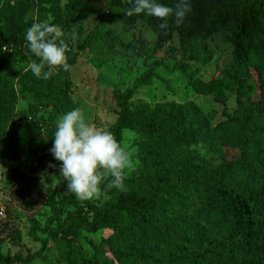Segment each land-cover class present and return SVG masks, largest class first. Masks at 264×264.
Instances as JSON below:
<instances>
[{"label":"trees","instance_id":"16d2710c","mask_svg":"<svg viewBox=\"0 0 264 264\" xmlns=\"http://www.w3.org/2000/svg\"><path fill=\"white\" fill-rule=\"evenodd\" d=\"M32 1L0 3V157L7 159L30 150L42 133L52 147L58 117L76 108L69 97L68 71L62 68V79L53 89L47 82L45 90L19 89L17 93L14 88L17 35L25 26L22 15ZM36 1L49 6L55 24L62 25L66 35L76 32V50L67 53L70 68L93 44L101 41L105 46L112 39L106 33L81 37L80 21L92 0H66L70 8L64 11V20L57 7L59 0ZM158 2L175 8L177 0ZM105 6L124 29L137 19L149 25L158 34L154 48L176 29L179 44L170 52L179 55L173 66L184 73L186 62L209 61L206 39L219 33L232 47L221 80L234 95V107L214 126L210 125L211 116L202 114L190 101L131 109L133 89L148 82L156 63L132 88L120 92L113 87L116 118L107 131L118 142L124 130L138 138L137 162L126 173V190L108 188L111 177H107L101 184L106 197L96 205L68 192L64 180L56 187L50 173L44 172L43 197L49 215L42 227L31 220L28 234L40 246L22 259V264L40 257L48 240L56 244L61 264H264V97L248 96L252 35L264 22V0H192V11L180 27L169 18L167 35L158 28L163 21L143 14L126 16L132 5L125 0H108ZM36 12V21H44L43 9ZM67 42L71 47V40ZM25 93L35 101L18 111L19 95ZM48 107L45 121L36 116ZM198 143L220 161L212 165L188 149ZM225 149L235 150L236 157L225 159ZM18 176L21 181L8 195L27 210L35 202L26 188V177ZM98 229L110 230L104 243L111 258L105 262L97 253L86 255L76 243L81 231ZM37 232L45 237L38 238ZM0 264H10V259L0 255Z\"/></svg>","mask_w":264,"mask_h":264},{"label":"rangeland","instance_id":"374dc122","mask_svg":"<svg viewBox=\"0 0 264 264\" xmlns=\"http://www.w3.org/2000/svg\"><path fill=\"white\" fill-rule=\"evenodd\" d=\"M4 1L10 5L14 3V0H0V3ZM107 3L108 0H92L88 3V13L80 21L81 37L89 33L100 35L106 33L112 39H109L105 46L98 41L89 50L80 53L76 63L68 71L69 97L76 108L84 110L86 117L97 129L107 130L116 118L115 103L111 97L113 87H117L120 92L132 88L134 81L146 74L153 63L156 65L148 76V82L139 84L133 89L130 99L131 109L150 108L155 104L166 102L190 101L202 114L211 116V126L222 121L224 114L231 112L234 107V95L224 86L221 71L230 63L232 47L221 38L219 33H213L206 39V46L211 55L209 61L205 64L186 62L187 73H184L173 66L179 60V55L170 52L179 44L176 29L171 30L170 37L160 47L154 48L156 39L153 40L148 35L149 31L153 32L149 25L137 19L124 29L116 17L107 13L105 6ZM39 7L43 9L44 21H48V17L51 16L52 20L49 22L55 24L49 6L40 4L36 0H33L31 7L28 6L23 13L22 24L25 26L17 35L14 58V65L18 71L13 85L17 93L19 89L45 90L46 82L49 83V89H53L62 79L60 69L48 80L36 78L31 71L25 70L30 59L39 62L26 46L24 39L26 30L36 22V11ZM57 7L63 19L64 11L70 6L66 0H59ZM59 26L64 31V27ZM109 44L111 47H108ZM250 61L251 92L248 96L254 99L263 98L264 22L253 32ZM31 101L35 100L28 93L24 96L19 95L16 109L18 111L25 109ZM49 110L50 107L36 116L45 121ZM137 141V135L133 132L128 130L122 132L120 142L127 143L134 149L132 156L134 164L138 156ZM50 148L42 133L37 136L30 150L20 151L14 159L0 157V255L9 258L10 264H22L21 260L33 254L40 246L39 242L33 240L28 233L32 219L42 227L49 215L48 208L44 204V185L41 184V175L49 172L56 187H60L63 183V179L59 177L60 166L51 155ZM188 149L196 151L212 165L220 161L202 143L191 145ZM224 157L227 160L233 159L236 157V151L225 149ZM130 169H126V173ZM18 173L26 177V188L35 202L27 210L18 206L8 195V192L15 190L21 181ZM105 197L104 193L99 199L83 201L98 205ZM79 207L85 209L82 203H79ZM109 234L108 229H98L94 232L81 231L76 243L86 255L97 253L105 262L111 258L104 243ZM36 236L40 239L45 237L38 232ZM26 264H61L56 244L48 240L41 256L33 258Z\"/></svg>","mask_w":264,"mask_h":264},{"label":"clouds","instance_id":"9594fccd","mask_svg":"<svg viewBox=\"0 0 264 264\" xmlns=\"http://www.w3.org/2000/svg\"><path fill=\"white\" fill-rule=\"evenodd\" d=\"M125 2L132 5L126 9V16L143 14L163 21L158 28L164 35H167L170 17L176 27H180L192 11V0H177L175 8L158 0ZM51 20L49 16L48 21L33 22L24 36L26 46L39 61L30 59L25 70L44 80L51 78L60 68L70 71L67 53L75 52L78 39L75 31L66 35L59 25L50 23ZM148 35L153 40L158 38L155 32L149 31ZM68 39L71 40V47ZM49 151L60 162L59 177L66 182L67 191L80 200L99 199L103 196L101 184L106 177H111L108 188L125 191L126 169L134 167V149L127 143L118 142L111 131L97 129L79 107L58 117L53 145ZM45 180L42 174L41 184L44 186Z\"/></svg>","mask_w":264,"mask_h":264}]
</instances>
